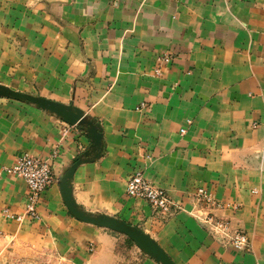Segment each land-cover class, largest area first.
Returning a JSON list of instances; mask_svg holds the SVG:
<instances>
[{"label":"crops","instance_id":"obj_1","mask_svg":"<svg viewBox=\"0 0 264 264\" xmlns=\"http://www.w3.org/2000/svg\"><path fill=\"white\" fill-rule=\"evenodd\" d=\"M112 1L0 0V79L73 101L100 124L102 153L71 182L82 210L149 233L176 264H264V0ZM161 51L174 55L164 62ZM91 145L82 126L0 98V166L30 153L54 167L37 220L4 215L24 213L28 186L0 176V236L64 264H125L120 235L76 218L61 194L60 177ZM137 170L182 209L162 216L130 197ZM199 187L240 203L217 213L247 231L248 250L220 243L192 215Z\"/></svg>","mask_w":264,"mask_h":264},{"label":"built area","instance_id":"obj_2","mask_svg":"<svg viewBox=\"0 0 264 264\" xmlns=\"http://www.w3.org/2000/svg\"><path fill=\"white\" fill-rule=\"evenodd\" d=\"M169 62V56L162 59ZM159 74V69L156 70ZM144 103L141 104L143 108ZM140 108V107H138ZM191 123V120L188 121ZM186 132L182 128L181 133ZM3 174L14 175L23 178L28 186L27 203L24 213H14L11 209H4V215L9 219L23 221L26 217L33 220L40 218L38 203L44 191L54 180V167L50 159L30 153L20 155L11 166H0V176ZM253 192H257L254 189ZM127 194L132 198L144 199L160 215H169L174 208L182 209V206L174 201L169 191L157 186L148 179L142 170L134 172L127 181ZM195 199L199 207L192 215L204 228L220 243L231 245L237 251L248 250L251 240L246 231L235 226L230 217L219 215L218 210H231L236 212L240 208L238 202H225L218 199L213 192L205 187H199L195 192Z\"/></svg>","mask_w":264,"mask_h":264},{"label":"water","instance_id":"obj_3","mask_svg":"<svg viewBox=\"0 0 264 264\" xmlns=\"http://www.w3.org/2000/svg\"><path fill=\"white\" fill-rule=\"evenodd\" d=\"M0 96L13 97L20 100H25L36 104L39 107L46 109L58 117L63 119L66 123L71 125H80L87 132L92 140L91 150L84 154V158L78 159L71 165L65 173L60 177L59 185L61 194L69 211L83 222L91 223L100 227H105L116 232L126 234L132 239L135 244L143 250L146 254L152 256L157 262L161 264H176L170 255L160 246V244L149 234L136 226L107 215H94L82 210L76 203L73 197L72 179L76 168L87 158L94 154V158L99 157L102 153V128L100 124L90 116H84V111L72 104L61 103L45 97L35 96L29 93L20 92L8 87L0 85Z\"/></svg>","mask_w":264,"mask_h":264},{"label":"rangeland","instance_id":"obj_4","mask_svg":"<svg viewBox=\"0 0 264 264\" xmlns=\"http://www.w3.org/2000/svg\"><path fill=\"white\" fill-rule=\"evenodd\" d=\"M117 0H113L112 4L116 6L117 4ZM159 59L162 60L163 57L165 56H169L170 60L172 58V56L174 55L173 52H166V51H161L159 54ZM163 61V60H162ZM0 85L4 86V87H8L10 89H14L20 92H24V93H29L35 96H39V97H45L48 98L46 96L40 95V94H36V93H32V92H27L24 91L22 89H20L16 84H9L7 82H4L0 79ZM21 87V86H20ZM0 98H4L10 101H18V102H22L25 104H28L30 106L39 108L51 115H56L46 109H43L41 107H39L36 104L30 103L28 101L25 100H20V99H16L13 97H7V96H0ZM51 99V98H48ZM54 100V99H51ZM57 101V100H54ZM61 102V101H58ZM64 103V102H61ZM68 104V103H66ZM74 105V102L71 101V103ZM76 106V105H74ZM77 107V106H76ZM57 116V115H56ZM260 155V160H261V164H264V145L262 146L261 150L258 153ZM263 160V161H262ZM80 220V219H79ZM133 226V225H132ZM241 228V227H239ZM244 231H246L244 228H241ZM247 232V231H246ZM118 233V235H120V246L122 249L125 250V254H126V259H125V264H142L144 257H147L149 259H151L154 263L156 264H161L160 262H157L152 256L146 254L143 250H141L136 244L135 242L130 239L126 234L121 233V232H116ZM37 249V248H36ZM0 264H64V262H62V260H55L52 255L50 253H42L39 250H35V248L32 247V245L29 244V241L26 239H14L12 237H7V236H0Z\"/></svg>","mask_w":264,"mask_h":264}]
</instances>
